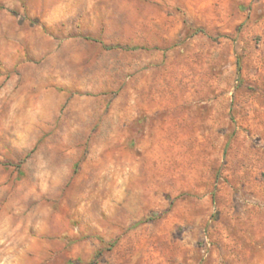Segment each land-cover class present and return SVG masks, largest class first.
I'll return each instance as SVG.
<instances>
[{
    "label": "rangeland",
    "instance_id": "rangeland-1",
    "mask_svg": "<svg viewBox=\"0 0 264 264\" xmlns=\"http://www.w3.org/2000/svg\"><path fill=\"white\" fill-rule=\"evenodd\" d=\"M0 264H264V0H0Z\"/></svg>",
    "mask_w": 264,
    "mask_h": 264
}]
</instances>
